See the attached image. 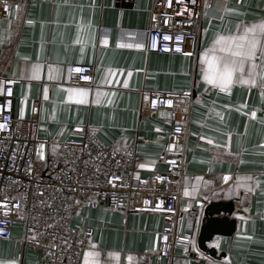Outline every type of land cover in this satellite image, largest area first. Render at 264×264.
Listing matches in <instances>:
<instances>
[{
	"label": "crops",
	"instance_id": "crops-1",
	"mask_svg": "<svg viewBox=\"0 0 264 264\" xmlns=\"http://www.w3.org/2000/svg\"><path fill=\"white\" fill-rule=\"evenodd\" d=\"M152 4L11 0L8 16L0 19V93L3 80L11 81L14 116L20 120L30 118L34 100L40 102L39 138L76 141L90 127L103 144L132 149L143 176L165 169L160 158L171 127L168 113L155 116L146 109L148 94H170L180 104L191 94L179 207L195 215L180 219L177 231L197 239L206 201L234 200L236 227L230 236L216 237L226 261L176 252L173 264H264V33L238 39L246 27L264 23V0H210L194 71L187 56L147 50ZM253 35L258 43L251 57L221 51L229 43L232 51L236 44L247 51ZM212 57L220 59L212 62ZM225 58L236 66L232 83L222 87L209 79ZM72 64L95 68L93 86L69 84ZM205 174L220 183L204 184ZM162 223L156 214L80 205L73 226L93 228L80 264H160L154 252ZM21 234L15 223L11 239L0 240V264L42 261L41 251L22 249Z\"/></svg>",
	"mask_w": 264,
	"mask_h": 264
},
{
	"label": "built area",
	"instance_id": "built-area-1",
	"mask_svg": "<svg viewBox=\"0 0 264 264\" xmlns=\"http://www.w3.org/2000/svg\"><path fill=\"white\" fill-rule=\"evenodd\" d=\"M209 6L210 0H153L147 50L187 56L193 60L194 71L200 50L201 19ZM10 7L11 0H0V19L8 16ZM94 74L93 66L72 64L69 84L93 86ZM144 103L150 113H168L171 121L160 158L165 169L146 176L140 174L138 157L132 149L103 144L90 127L84 128L82 138L76 141L39 138L40 102L33 101L28 120L17 119L13 84L3 80L0 240H10L12 227L18 223L22 249L41 251L39 264H80L93 228L73 226L72 216L80 205L90 209L105 207L125 214L161 216L159 245L154 252L160 264H173L176 252L198 259L201 254L192 234L177 231L180 219L195 215L179 207L181 184L186 176L184 157L192 95L187 94L185 103L180 104L173 95L152 92ZM203 183L216 185L220 178L205 174Z\"/></svg>",
	"mask_w": 264,
	"mask_h": 264
},
{
	"label": "water",
	"instance_id": "water-1",
	"mask_svg": "<svg viewBox=\"0 0 264 264\" xmlns=\"http://www.w3.org/2000/svg\"><path fill=\"white\" fill-rule=\"evenodd\" d=\"M233 202L234 200L226 203L204 202L195 248L200 254L212 261H226V256L218 250L216 237H228L235 230L236 220L233 218Z\"/></svg>",
	"mask_w": 264,
	"mask_h": 264
},
{
	"label": "snow or ice",
	"instance_id": "snow-or-ice-1",
	"mask_svg": "<svg viewBox=\"0 0 264 264\" xmlns=\"http://www.w3.org/2000/svg\"><path fill=\"white\" fill-rule=\"evenodd\" d=\"M257 30H259L260 33H264V23H261L259 25H253L251 27H246L245 28V35L239 37L238 39L240 40H245L247 38V34L248 33H253L255 34L257 32ZM168 37H165V39H167ZM233 39H237V38H233ZM224 40V37H220L216 43H221V41ZM257 38L255 35H253L252 39L248 41V50L247 51H242L240 49L243 48L242 44H236L235 47L237 49V51H232V45L231 43H229V45L227 47H222L221 51H227V52H231L232 57H237V56H249L251 57L254 52L255 49L257 47ZM141 45L137 44L136 47H140ZM202 59H204V57H202ZM220 58L218 57H212V62H215L217 60H219ZM236 66V61L234 59L232 60H228V59H224L223 61V67L217 72V74L215 75L214 78L209 79L210 83H219L222 87H227L229 84L232 83L233 81V71L234 68ZM240 66L242 68L243 66V61L240 62ZM253 67H255V65H253ZM77 71H79V69H77ZM84 79H88V77H84ZM206 79H208V77H206ZM243 82H248V81H243ZM81 92H83V90H80ZM168 103H171V101H168ZM0 127H3L2 125H0ZM41 147H43L41 145ZM142 167L144 165H141ZM187 194V192H186ZM86 256L88 255V253L85 254Z\"/></svg>",
	"mask_w": 264,
	"mask_h": 264
}]
</instances>
